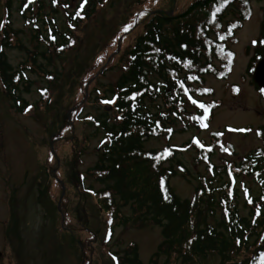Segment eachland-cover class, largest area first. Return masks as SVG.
Listing matches in <instances>:
<instances>
[{
	"label": "trees",
	"instance_id": "1",
	"mask_svg": "<svg viewBox=\"0 0 264 264\" xmlns=\"http://www.w3.org/2000/svg\"><path fill=\"white\" fill-rule=\"evenodd\" d=\"M11 1L3 2L4 20L8 22ZM251 1L261 0H228L226 4L222 0H192L180 9L176 0H156L155 7L134 11L132 23H124L128 29L116 31L125 38L133 29L141 28L132 45L119 53L122 69L117 78L96 88V100L102 110L95 121L89 114L85 116L103 132L98 159L86 171L101 188L85 189L97 197L109 221L121 218V208L129 207L135 222L159 226L163 239L155 256L175 254L182 264H191L197 257L215 254L220 258L219 264H264V127L258 129L262 144L237 160L214 163L213 147L219 143L214 131L210 133L211 143L206 145L189 139L178 147H145L151 138L164 134L170 138L177 123H182L183 132L207 126L216 104L201 98L209 92L203 88L205 75L226 78L234 57L229 43L249 17ZM102 2L79 0L74 10L67 13V26L61 30L56 25L49 26L56 7L45 13L40 0H21L19 11L29 24L46 22L30 30L31 48L19 40L22 30L13 29L8 22L0 29V83L18 112L28 105L19 91L20 87L29 91L27 72L46 73L41 61L53 65L54 59L74 43L72 32L78 24L91 18ZM217 5L220 11L213 20ZM262 9L247 72L264 57ZM47 31L50 32L46 35ZM12 45L26 53V59L16 67L4 51ZM249 49L246 46V54ZM189 76L198 79H188ZM83 86L77 91H82ZM189 97L208 106L207 112ZM76 107V111H81L82 103ZM189 147L195 150L197 160L204 162L205 172L192 176V197L181 198L170 186V179L191 175L179 157L180 150ZM124 221H128L125 216ZM113 259L115 264H142L136 244L127 246L120 257L114 253Z\"/></svg>",
	"mask_w": 264,
	"mask_h": 264
},
{
	"label": "rangeland",
	"instance_id": "2",
	"mask_svg": "<svg viewBox=\"0 0 264 264\" xmlns=\"http://www.w3.org/2000/svg\"><path fill=\"white\" fill-rule=\"evenodd\" d=\"M40 1L45 13L56 7L49 26L63 30L67 13L79 0ZM191 1L176 0V7ZM3 2L0 0V29L8 22ZM20 2L11 1L8 24L22 30L18 38L31 48L30 30L46 20L29 24L19 11ZM156 5V0H103L91 18L78 24L72 32L74 43L54 59L53 65L41 61L48 74L27 72L29 91L19 88L28 103L23 112L16 110L0 83V264H115L114 253L120 257L131 244H136L142 264H182L175 254L155 256L163 239L159 226L135 222L129 207L121 208V218L109 221L97 197L85 189L101 188L86 171L95 164L103 146V132L85 116L89 114L94 120L102 110L96 88L117 78L122 69L119 53L132 45L141 28L125 38L116 31L128 29L124 23H132L136 9ZM250 5L249 17L229 43L234 57L226 78L205 75L203 88L210 91L201 98L216 104L209 127L183 132L182 123H177L170 138L167 134L151 138L145 143L147 149L167 144L178 147L194 138L206 145L214 131L219 143L213 147L212 160L218 163L237 160L262 144L258 129L264 127V91L255 87L246 68L259 34L264 0L251 1ZM246 46L250 48L247 54ZM4 51L13 67L26 59L25 51L18 47ZM81 84L82 91H77ZM79 102L83 107L76 111ZM179 157L191 175L171 178L170 186L181 198H191L195 186L192 176L205 172L204 162L197 160L191 147L180 150ZM246 183L253 186L251 181ZM240 206L241 212H246L242 203ZM219 262L218 255L207 254L191 264Z\"/></svg>",
	"mask_w": 264,
	"mask_h": 264
},
{
	"label": "water",
	"instance_id": "3",
	"mask_svg": "<svg viewBox=\"0 0 264 264\" xmlns=\"http://www.w3.org/2000/svg\"><path fill=\"white\" fill-rule=\"evenodd\" d=\"M252 77H253V81L257 86L259 87L264 86V58L260 59L256 63L252 73ZM0 256H1V252H0Z\"/></svg>",
	"mask_w": 264,
	"mask_h": 264
},
{
	"label": "snow or ice",
	"instance_id": "4",
	"mask_svg": "<svg viewBox=\"0 0 264 264\" xmlns=\"http://www.w3.org/2000/svg\"><path fill=\"white\" fill-rule=\"evenodd\" d=\"M227 2H228V0H222V3H225V4H226ZM219 11H220V6L217 5L216 8H215V10H214V12L212 13L213 20H214V18H215L216 13L219 12ZM77 14L79 15V13H77ZM234 26H235V25H233V27H234ZM253 43H256V41H253ZM261 43H264V41H261ZM229 55H231V54H229ZM188 63H189V65L191 64L190 61H189ZM188 79H198V78H197V77H194V76H189ZM188 91H189L188 89H185V92H188ZM205 91H210V89H205ZM262 91H264V89H262ZM189 99L192 100V103H193V104H198V106H199L200 108L204 109V110H205V113L207 112V107H208V106H206L204 103L199 102V101H197V100H195V99H192L191 97H189ZM193 119L201 120V119H203V118H202V117H193ZM205 126H206V125H205ZM196 143H199V141H196ZM201 146H203V145H201Z\"/></svg>",
	"mask_w": 264,
	"mask_h": 264
}]
</instances>
